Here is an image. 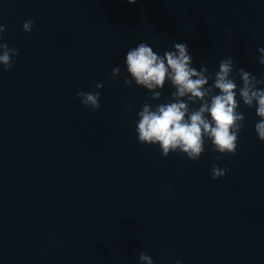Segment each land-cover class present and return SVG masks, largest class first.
Returning a JSON list of instances; mask_svg holds the SVG:
<instances>
[{
  "label": "clouds",
  "instance_id": "1",
  "mask_svg": "<svg viewBox=\"0 0 264 264\" xmlns=\"http://www.w3.org/2000/svg\"><path fill=\"white\" fill-rule=\"evenodd\" d=\"M136 4L137 0H127ZM34 21L29 19L22 24V31L30 33ZM7 26L0 24V72H9L14 67V57L19 50L4 42L3 34ZM253 38L254 35H253ZM258 62L264 65V47ZM194 59L187 43H174L172 50L158 54L147 43L141 42L129 48L125 65L127 75L123 82L142 87L151 93L152 101L164 100L153 106L144 103L136 113V134L140 144L159 145L164 157L179 153L196 162L205 152V142L210 141L213 151L223 155H235L245 116L238 111L241 102L248 108L255 107L259 121L255 124L258 139L264 142V74L257 76L244 68H235L234 58L229 56L219 61L218 71L209 72L204 62L199 69L193 67ZM122 75L119 66L113 68L112 78ZM239 78L240 84L236 80ZM211 81V83H209ZM168 84L174 91L165 97L162 90ZM103 89L102 83L95 85ZM237 94L239 100H237ZM81 104L96 112L100 109V91L76 93ZM199 102L198 108L192 105ZM131 107V106H130ZM229 169L212 165L213 180L223 177ZM139 264H153L146 253L139 254ZM177 264H180L177 261Z\"/></svg>",
  "mask_w": 264,
  "mask_h": 264
}]
</instances>
